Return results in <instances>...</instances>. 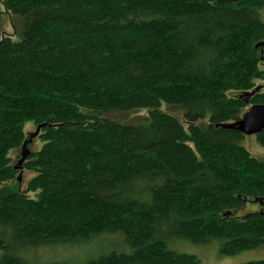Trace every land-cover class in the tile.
<instances>
[{
    "label": "trees",
    "instance_id": "trees-1",
    "mask_svg": "<svg viewBox=\"0 0 264 264\" xmlns=\"http://www.w3.org/2000/svg\"><path fill=\"white\" fill-rule=\"evenodd\" d=\"M1 7L20 29L0 33V264L108 234L132 253L86 264H199L172 236L225 257L264 246V160L220 127L264 104V0ZM26 124L45 126L21 191L9 155Z\"/></svg>",
    "mask_w": 264,
    "mask_h": 264
},
{
    "label": "rangeland",
    "instance_id": "rangeland-1",
    "mask_svg": "<svg viewBox=\"0 0 264 264\" xmlns=\"http://www.w3.org/2000/svg\"><path fill=\"white\" fill-rule=\"evenodd\" d=\"M1 10L3 15L0 19V33L11 36L13 40H16L14 36V28L17 30L20 29V21L10 14L5 13L2 7ZM256 85L261 87V90L264 91V81H257ZM162 110H164V106L162 107ZM143 114L144 112L139 113V115ZM114 117L122 122H128L131 118H134L135 115H114ZM35 129L36 128L33 124H26L24 128L26 136H28L30 133H33ZM243 145L252 157L264 160V152L256 142L254 136H245ZM39 147V141L34 139L28 145V150L30 152H35L39 149ZM20 152L21 149H18L10 153L9 156L12 160L13 166L17 164V161L20 158ZM16 177H20V182H18V184L19 189L22 191L24 190L26 183L33 177V174L23 170L18 173ZM247 208L254 209V207H251L250 205L247 206ZM167 244L170 250L178 254L195 256L199 264H244L251 261L264 260V246L255 250L243 252L234 257H225L220 255V247L217 242H210L205 245H197L172 236L168 238ZM112 252L118 254H131L132 250L124 242L121 235L108 234L96 237L83 245H55L52 247L43 248L42 250L36 252L30 250L28 253L35 260V262L37 261L40 264H86L93 259L108 255Z\"/></svg>",
    "mask_w": 264,
    "mask_h": 264
},
{
    "label": "water",
    "instance_id": "water-1",
    "mask_svg": "<svg viewBox=\"0 0 264 264\" xmlns=\"http://www.w3.org/2000/svg\"><path fill=\"white\" fill-rule=\"evenodd\" d=\"M259 46L263 47L264 43L259 44ZM256 90L258 91V89ZM252 95L253 93L249 94V96ZM44 126L45 125H40L36 127L35 131L28 135V139L20 148V158L14 166V170L22 171V165L26 158L30 155L28 145L38 136L40 130L44 128ZM220 127L240 133L244 136H255L261 133L264 130V104L251 106L239 120L230 124L221 125ZM17 181L20 182V177L17 178Z\"/></svg>",
    "mask_w": 264,
    "mask_h": 264
}]
</instances>
